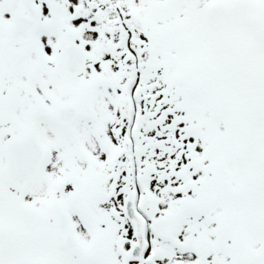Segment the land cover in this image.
I'll use <instances>...</instances> for the list:
<instances>
[{"label": "snow or ice", "instance_id": "6c2138e0", "mask_svg": "<svg viewBox=\"0 0 264 264\" xmlns=\"http://www.w3.org/2000/svg\"><path fill=\"white\" fill-rule=\"evenodd\" d=\"M0 264H264V0H0Z\"/></svg>", "mask_w": 264, "mask_h": 264}]
</instances>
